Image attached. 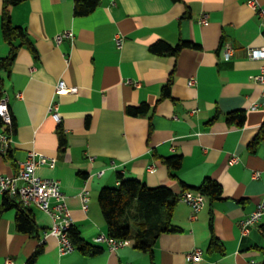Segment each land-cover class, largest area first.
Here are the masks:
<instances>
[{"label":"crops","instance_id":"1","mask_svg":"<svg viewBox=\"0 0 264 264\" xmlns=\"http://www.w3.org/2000/svg\"><path fill=\"white\" fill-rule=\"evenodd\" d=\"M75 1L27 0L10 8L12 23L27 31L37 57L21 47L11 74L0 73L15 127L14 143L7 154L0 152V175L15 176L31 151L57 158L54 168H39L37 174L61 182L81 239L105 251L93 257L79 250L61 255L56 238L44 239L52 227L48 215L28 208L39 240L17 231L13 208L0 219V264H27L41 242L36 264H152L131 243L111 253L106 244L94 243L108 234L99 193L118 185V174L169 187L179 197L198 194L183 184L197 187L209 178L222 186V200L201 195L205 206L197 218L179 201L173 219L177 231L159 238L155 264H263L258 248L264 249V215L249 236L240 231L241 221L264 203V141L249 148L264 122V88L253 79L264 60L250 59L247 51L264 47V28L250 0H100L86 16L75 15ZM257 2L264 8V0ZM2 9L0 0V61L9 52L1 33ZM66 31L74 40L57 44L56 36ZM159 41L198 48L176 57L156 55L150 49ZM225 43L235 50L229 61ZM172 74L171 97L160 100ZM191 78L196 86H188ZM60 80L78 92L56 96ZM52 102L59 104V123L49 113ZM143 104L149 106L147 115L128 112ZM254 104L257 110H251ZM238 110L246 111V123L231 127L225 115ZM6 129L0 122V135ZM59 130L67 140L63 148ZM175 155L183 163L174 180L161 158ZM87 179L91 192L85 212L79 194ZM3 200L0 195V207ZM213 237L224 255L209 251ZM196 248L203 260L188 261L187 253Z\"/></svg>","mask_w":264,"mask_h":264},{"label":"trees","instance_id":"2","mask_svg":"<svg viewBox=\"0 0 264 264\" xmlns=\"http://www.w3.org/2000/svg\"><path fill=\"white\" fill-rule=\"evenodd\" d=\"M27 0H3L1 33L4 42L9 46L8 54L0 61V73L11 74L13 64L16 60L18 50L21 47H28L37 57V51L31 41L27 31L15 26L12 23L10 8L17 6ZM100 0H76L74 13L76 16H86L91 14L99 5ZM198 48L191 42H180L172 46L167 42L159 41L151 46V52L156 55L178 56L183 50ZM173 85V74L167 84L161 91L160 100L171 97ZM5 95L4 81L0 76V100ZM131 115H147L149 106L143 104L140 107L129 108ZM228 125L231 127H243L246 123L247 113L245 110H238L225 115ZM218 119L216 115L210 123ZM60 147L67 145L65 134L62 130L58 132ZM264 141V122L261 129L251 143L249 148L255 150ZM172 179H178L177 172L182 168L183 159L181 155L161 158ZM119 184L114 187H104L99 193V205L102 216L107 226V235L118 240H130L131 245L147 254L151 258V263L155 264L153 255L154 248L159 238L164 234L177 231L173 226L174 212L180 201L169 187L158 186L150 187L146 183L136 178H125L123 174H118ZM184 187L194 190L196 193L205 196L211 202L222 200V186L212 180L206 179L200 186L192 187L183 184ZM16 208L17 216L15 226L18 232L35 235V238L41 239L38 235V229L32 211L24 207L16 197L4 196L2 206L0 207V219L2 215ZM72 243L86 256L93 257L104 253V248L86 243L81 239L78 229L70 230ZM43 245H40L34 255L27 261V264H36L38 257L42 254ZM264 256V249L258 248ZM209 251L212 253L225 254V249L221 242L213 237L209 243ZM264 264V262H263Z\"/></svg>","mask_w":264,"mask_h":264},{"label":"built area","instance_id":"3","mask_svg":"<svg viewBox=\"0 0 264 264\" xmlns=\"http://www.w3.org/2000/svg\"><path fill=\"white\" fill-rule=\"evenodd\" d=\"M250 6L256 10L260 16L262 27L264 28V8L260 6L257 0H250ZM207 16L200 19L201 24L207 23ZM74 40V33L66 31L56 36L55 41L61 44L64 39ZM116 45L121 48L123 38L118 36ZM224 57L229 61L234 55V48L230 43H225L223 46ZM249 58L252 60H264V47L248 48ZM257 83L264 88V66L260 72L253 78ZM197 79L191 78L188 86H196ZM77 87H70L64 80H60L55 87V95L63 96L67 94H76ZM264 96V89H263ZM258 105L251 106V110H257ZM49 113L56 122L61 121L59 112V104L52 102L49 106ZM0 122L6 126V132L0 135V152L5 155L14 143V119L9 105V98L5 94L0 100ZM233 162L237 161L235 157ZM57 158L51 157L37 151H31L27 159L19 166V170L15 176L0 175V195L16 197L19 202L26 208H36L52 219V227L45 233L44 239L54 237L58 241V249L61 255L74 253L77 249L70 238V230L74 227V219L71 210L67 203V196L62 191L61 182L54 178H43L37 174V170L42 167L54 168L57 165ZM150 171L154 172L155 168L150 167ZM103 173V172H102ZM100 173L99 175H102ZM259 174H255L258 178ZM90 179L86 180L85 186L79 194L82 203V209L87 212L90 202ZM180 200L189 204L193 211V217L197 218L198 213L204 208L205 200L200 194L185 193L180 197ZM264 215V203H261L257 208L240 223L241 236H249L253 228L258 224ZM41 242L40 245H42ZM95 244H106L108 251L117 252L119 249L127 246L126 240H118L109 237L108 235H99L94 238ZM187 260L190 262H201L203 260V251L201 248H196L187 253ZM11 264L12 261L8 260Z\"/></svg>","mask_w":264,"mask_h":264},{"label":"rangeland","instance_id":"4","mask_svg":"<svg viewBox=\"0 0 264 264\" xmlns=\"http://www.w3.org/2000/svg\"><path fill=\"white\" fill-rule=\"evenodd\" d=\"M127 244L130 245V240H126Z\"/></svg>","mask_w":264,"mask_h":264}]
</instances>
